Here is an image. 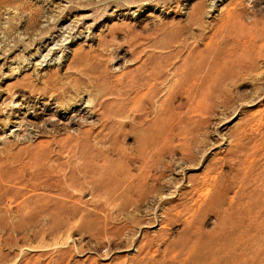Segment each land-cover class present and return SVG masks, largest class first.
<instances>
[{
  "label": "rangeland",
  "instance_id": "1",
  "mask_svg": "<svg viewBox=\"0 0 264 264\" xmlns=\"http://www.w3.org/2000/svg\"><path fill=\"white\" fill-rule=\"evenodd\" d=\"M147 56L168 68L159 94L117 118L110 137L97 116L84 110L72 120L57 108L113 100L117 78L139 76ZM184 59L194 78L212 75L202 93L175 86L171 70ZM160 104L166 148L140 188L149 156L124 168L113 149L134 147L121 124L154 118ZM90 122L83 143L76 130ZM239 141L247 153L259 148L255 167L264 170V0H0V157L6 148L41 154L5 167L0 264H264V218L257 229L245 224L244 239L226 231L238 225L226 205L241 178Z\"/></svg>",
  "mask_w": 264,
  "mask_h": 264
},
{
  "label": "bare ground",
  "instance_id": "2",
  "mask_svg": "<svg viewBox=\"0 0 264 264\" xmlns=\"http://www.w3.org/2000/svg\"><path fill=\"white\" fill-rule=\"evenodd\" d=\"M142 51H144V50L138 51V48L136 46H134L132 48V53L135 54L137 58L139 57V56H137V54L141 53ZM149 59H150V56H147L144 59L143 65H142V73L139 76L131 75V76H129L128 79L123 78V76L117 78V80L113 84L114 90L111 91V93H110L111 96L112 95L115 96L114 98H112L113 100L106 99V97H105L104 100H99V101L95 102V100L92 98H88L87 100H83L82 98H80L79 100H77V99L74 100V103H72V104H69V103L65 104L63 101H61L62 95H51V100L54 101L56 99V101H61V102H59V104H57V108H60L59 109L60 111L66 110L69 112H74L75 116L72 120H75V118L77 116H80L84 110H86V112L93 114V116H97L98 117V119H97L98 126L100 125L101 130H103V131L106 130V132L108 133L107 135L110 137V135L113 134L112 132H113L114 128L117 126V123L115 122V120L117 118H129L128 114L133 109H136L137 111H143V106H145L146 104L152 103V101L158 96L159 90H160V80L164 76V71H166L168 68L166 65H154L151 67L152 63L151 64L149 63ZM170 60L172 61V59H170ZM150 62H152V61H150ZM190 64H191L190 62L188 63V59H184L183 62L178 66L173 65V62H172V65L174 66V68L171 71H172L173 75L178 78L177 82H175V86H180L181 84H183L186 86L185 90L188 93H191V92L202 93L203 91H205L208 88V82L210 81V78L212 77V75L210 74V72H206V74L199 76L197 78H194V76L191 75V70H193V69H191L192 67L189 66ZM47 82H48V87L50 86L49 84L52 85V83H51V82H53L52 78L51 77L47 78ZM231 82H233V81H231ZM110 88H109V91L111 90ZM106 90H108V87ZM101 92H102V88L100 90V94H101ZM109 97H110V95H109ZM109 97H107V98H109ZM161 108H162V104H160L157 107V109H159V110L155 114L154 118H148V117L145 118L144 117L143 119H141L139 121V123L132 121L133 123L130 122V123L121 124L122 127H129L134 132V134H135L134 135V142H133L134 147L128 146V147H119V148L113 149V153L117 157V162H119L120 164H123L124 168L128 162H136L138 160H144L147 156H149L146 159V161L143 164H141V166L139 168L140 175L138 176V178L136 180H137V183L139 184L140 188H146L149 185V184H147L148 183L147 180L142 177V174H144V172H145V168H146L145 166L147 165V163L152 164V165H155V164L159 165L160 163L162 164V157L164 155V150L166 148L165 147L166 139H164V137H163L162 123L160 122V116L162 114ZM60 115H65V114L62 113ZM69 119H70V117H69ZM84 123H86V122L84 121ZM81 124H83V123H81ZM86 124H85L86 128L84 130H81L79 128L76 130L78 133H80V135L84 134L85 137L82 138L83 143H88L89 139L93 137L94 129L96 128V125H97L94 122H92V123L90 122L89 125H86ZM5 125H7V123ZM19 126H20V128H22V126H24V125H22V123L20 122ZM79 127H81V126H79ZM82 127H83V125H82ZM249 128L252 129V127H249ZM248 129H247V131H248ZM114 133H116L119 136L122 135V132L121 133L114 132ZM129 135H130L129 133H126L124 136L130 137ZM235 137L237 138V136H235ZM249 137H251V136H249ZM104 139L105 138L100 139L99 140L100 143H103ZM242 143L243 142H241V141L237 142V144L233 148L234 150H232V151H234V153H232V154L234 156H238L237 158H233V159L238 160V162H237V160H234L236 162L234 167L236 166L237 168L241 169V178L239 177L240 181H239L238 189L235 193V196L226 205L227 206L226 209H227L228 213H230L231 216L234 217L235 219L236 218L238 219V225L237 226H235V227L230 226L229 228L226 229L228 234H232V235L234 234L235 235L234 238L238 237L236 239H242L243 235L247 234L246 233L247 232V225L245 228L246 223H248L249 228L257 229L256 224L258 223L259 220L261 221V219L264 218V170L262 169L259 171L255 167L256 166L255 160L257 158V153L259 152V148H257L255 151H253L250 154V153H247L244 151L243 147L245 144L243 143L244 144L243 145ZM247 145H249V144H247ZM90 147L91 146H89V148ZM246 147H248V146H246ZM246 147H244V148H246ZM28 149H29V147H26V148L24 147L22 149L19 148V150L16 152H13L9 148H6L2 151L3 155L5 154L6 159H2V157H0V182H3L5 179V176H6L5 167L9 166L7 163L15 162V161L19 163V161H18L19 160V154H23L24 152H29ZM94 150H96V148L93 149V151ZM29 153H30V159H33L34 161H35V159H37L38 155H41V154H38L37 152H35V153L29 152ZM96 153L102 154L103 150H96ZM82 155H84V156L89 155L86 151V147H85L84 153H82ZM156 167H157V170H159V167L158 166H156ZM124 171H119L117 173H113L112 175L119 174V173L124 172ZM234 172H235V170H234ZM162 176H164V175H163L162 167H161V172H160V175H159L157 181L159 179H161ZM189 181H191V180H189ZM133 182H134V180L127 182V184L125 185L126 191L130 192V189H132ZM121 184H122V181H116L115 182L116 186L117 185L119 186ZM200 185H202L200 189L202 192L205 191V195H207L211 192V187H209L210 186L209 182L204 180V182L201 183ZM153 188L150 189V191L153 190ZM195 190H197V189H195ZM83 192H85V190ZM86 192H87V190H86ZM126 196H127V198H129L128 195H126ZM117 200H118V198H116V201ZM259 224L261 225V222ZM259 224H257V225L259 226ZM260 227L261 226H259V228ZM249 228H248V230H250ZM236 231H238V232H236ZM236 233H238V234H236ZM249 233H248V235H249ZM260 237H262V236H260ZM236 239H234V240H236ZM242 241L244 242L245 240H242ZM242 241L240 243H242ZM252 242H253V239H252ZM254 242H256L258 244L256 239ZM246 243H247V241H246ZM246 243L244 245H247ZM250 245H252V244H250ZM253 245H255V244H253ZM246 249H244V250H246ZM239 251H238V253H240ZM248 251H249V249H248ZM245 256L246 255H244V257ZM245 258L246 259H249V258L253 259V257H248V258L245 257ZM242 260H244V259H242ZM251 260H250V262H251ZM253 260H252V262H253ZM250 262H248V263H250Z\"/></svg>",
  "mask_w": 264,
  "mask_h": 264
}]
</instances>
